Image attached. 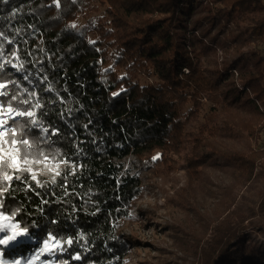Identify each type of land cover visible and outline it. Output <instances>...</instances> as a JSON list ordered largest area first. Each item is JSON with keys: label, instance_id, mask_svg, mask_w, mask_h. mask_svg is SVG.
I'll return each instance as SVG.
<instances>
[{"label": "trees", "instance_id": "1", "mask_svg": "<svg viewBox=\"0 0 264 264\" xmlns=\"http://www.w3.org/2000/svg\"><path fill=\"white\" fill-rule=\"evenodd\" d=\"M195 2L216 17L252 23L249 41L264 43V0H0V93H7L0 105L34 113L7 116V127L17 129V141L32 145H15L20 158L63 163L52 181L33 179L24 169H0V202L9 209L5 215L16 212L12 222L27 227L35 243H60L56 264H125L131 241L119 227L142 184L123 159L132 155L144 167L173 170L203 94L219 91L200 68L193 44L181 37L182 9ZM263 63L260 56L256 67ZM244 86L256 98L237 103L234 96L222 106L220 124L200 122L193 131L198 143L184 156L191 173L176 191L177 203L205 219L193 245L180 246L192 249L194 264L257 260L240 254L253 229L251 208L226 192H214L212 216L197 205L207 191L198 183L199 170L217 155L237 166L240 193L258 168L264 171V87ZM187 103L190 109H184ZM234 132L251 138L252 149L226 146L222 139ZM5 172L12 179L5 180ZM257 209L264 211V194ZM258 260L264 262V255Z\"/></svg>", "mask_w": 264, "mask_h": 264}, {"label": "rangeland", "instance_id": "2", "mask_svg": "<svg viewBox=\"0 0 264 264\" xmlns=\"http://www.w3.org/2000/svg\"><path fill=\"white\" fill-rule=\"evenodd\" d=\"M97 12L91 11L90 15ZM84 17L78 19L83 22ZM182 24L181 37L193 44L194 54L198 57L200 68L219 83L216 93H204L199 107V113L190 118L184 132V149L181 153L178 166L167 170L165 166L156 164L153 167H144L129 155L123 159L124 168H129L131 173H137L141 179L142 193L134 201L131 215L120 224L119 229L126 237L130 238L131 251L125 264H194L196 255L191 250L180 248L193 243L199 238L203 230L205 219L192 210L188 212L180 207L176 199V191L186 187V172L191 173L190 166L184 158L198 143L193 132L200 122H216L220 124L222 106L233 100L242 103L256 95L243 91L247 82L259 84L264 87V63L256 67L257 60L264 56V43L250 42L255 36L252 23L243 22L236 18L227 21L224 16L216 17L203 2H195L191 7H184L179 18ZM255 52H257L255 54ZM211 96H215L218 103H213ZM260 102V101H259ZM187 103L184 109H190ZM213 108L215 110H213ZM17 116L16 112L8 113L0 105V120L7 116ZM210 118L213 121H209ZM3 132V128H0ZM259 144L264 143V134L260 137ZM251 138L242 132H234L232 138L222 139L226 146L232 145L237 149H252ZM5 134L0 136V155L11 153L17 158L18 164L14 169H24L35 177L43 175L52 181L63 163L45 160L33 161L27 157L20 158L15 147L4 144ZM236 165L221 155H217L206 162L200 171L198 183L207 189L198 196V207L203 212L205 209L210 216L215 201V193H228L231 199L238 197L236 203H241L245 208H251L254 215L250 217L251 228L242 246L241 255L253 257L257 260L254 264H264L258 260L260 254L264 255V211L257 209L258 203L264 194V171L257 169V176L249 182L240 193L235 185L234 174L237 173ZM169 204V208L165 204ZM203 209V210H202ZM261 219L262 223L257 222ZM6 223V222H5ZM193 232V233H192ZM4 233H0L3 236ZM203 239V238H202ZM201 239V240H202ZM46 241V240H45ZM35 243L29 236L21 238L10 248L0 245L4 255L0 256L5 264H13L20 260L25 264L30 257L40 253L44 242ZM50 252H45L32 264H56L54 253L60 250V243L53 238L47 239ZM58 242V243H57ZM242 264H249L243 262Z\"/></svg>", "mask_w": 264, "mask_h": 264}, {"label": "snow or ice", "instance_id": "3", "mask_svg": "<svg viewBox=\"0 0 264 264\" xmlns=\"http://www.w3.org/2000/svg\"><path fill=\"white\" fill-rule=\"evenodd\" d=\"M7 2V0H5ZM0 87H5L4 85H0ZM0 95L7 96V93H0ZM13 100L16 99L15 96L12 97ZM27 103V101H25ZM39 107V105H37ZM14 110L9 106L7 109L8 113L13 112ZM17 116H28L31 117L34 115L32 112H16ZM10 119H12L10 117ZM13 122H15L13 120ZM8 121L7 120H0V128H3V132H0V136H3L4 134L8 135V139L3 140L4 144H9L15 146L17 144L22 145L24 149H30L32 145L29 143L27 139H22L17 141L16 139V133L17 129L7 127ZM15 152H20V147H15ZM46 158V157H45ZM27 161V154H25V162ZM18 161L17 158L12 155L11 153L5 152L3 155H0V169H6L10 167L17 166ZM59 175V173H57ZM18 178V177H17ZM4 179L10 180L12 177L7 175V172L4 173ZM33 179H35V176H33ZM5 192H7V189H4ZM0 208H3L4 211H0V233H4L3 236H0V245L5 246V248L12 247L15 243L18 242L19 239L29 236V229L27 227H21L19 222L13 223V218L16 216V212H12L11 215H5L4 212L9 211L6 205H4L2 202H0ZM19 211V209H17ZM7 222V223H5ZM38 226V225H36ZM58 243V242H57ZM68 243H71V241H68ZM51 249L49 248V242L46 240L44 242V247L40 250V253L36 254L33 257H30L27 261H25V264H32L33 260L38 259L39 256L43 255L45 252H50ZM4 255V250L0 249V256ZM0 264H5L3 260H0ZM13 264H21L20 260H15Z\"/></svg>", "mask_w": 264, "mask_h": 264}, {"label": "built area", "instance_id": "4", "mask_svg": "<svg viewBox=\"0 0 264 264\" xmlns=\"http://www.w3.org/2000/svg\"><path fill=\"white\" fill-rule=\"evenodd\" d=\"M48 161H50V160H48ZM40 163V162H39ZM43 163V162H42Z\"/></svg>", "mask_w": 264, "mask_h": 264}]
</instances>
